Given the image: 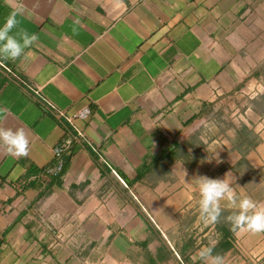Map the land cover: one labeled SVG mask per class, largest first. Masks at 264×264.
Listing matches in <instances>:
<instances>
[{"label": "crops", "instance_id": "1", "mask_svg": "<svg viewBox=\"0 0 264 264\" xmlns=\"http://www.w3.org/2000/svg\"><path fill=\"white\" fill-rule=\"evenodd\" d=\"M20 4L39 39L0 61V124L30 140L0 147V264H264L194 181L264 203V0H0V27Z\"/></svg>", "mask_w": 264, "mask_h": 264}, {"label": "clouds", "instance_id": "2", "mask_svg": "<svg viewBox=\"0 0 264 264\" xmlns=\"http://www.w3.org/2000/svg\"><path fill=\"white\" fill-rule=\"evenodd\" d=\"M23 12V4L18 5L0 27V61L20 58L24 50L39 39L35 33L30 34L26 29L18 27L20 24L18 16H22ZM13 29L17 31L13 32ZM9 111L7 107H0V115H6ZM0 147L5 148L13 157L28 156L30 140L27 132L23 127L13 129L0 124ZM228 174L223 179L208 176H198L194 179L199 191L201 221L205 224L218 223L223 212L222 202H226V206L234 210L225 217L234 233H264V203H259L246 195H239L227 178ZM186 175L184 171V176ZM196 256L202 264H226L225 257L214 254L211 246L199 248Z\"/></svg>", "mask_w": 264, "mask_h": 264}, {"label": "built area", "instance_id": "3", "mask_svg": "<svg viewBox=\"0 0 264 264\" xmlns=\"http://www.w3.org/2000/svg\"><path fill=\"white\" fill-rule=\"evenodd\" d=\"M1 65H3V63H1ZM2 67H5V66L3 65ZM14 77L17 78L16 75H14ZM56 113H57L58 117H60L61 119H64L70 125H74L75 120L87 118V116L90 113V108H89V106H83L70 115L65 114L62 111H56Z\"/></svg>", "mask_w": 264, "mask_h": 264}]
</instances>
